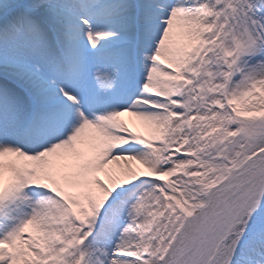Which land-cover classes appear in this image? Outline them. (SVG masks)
<instances>
[{
    "label": "snow or ice",
    "instance_id": "6c2138e0",
    "mask_svg": "<svg viewBox=\"0 0 264 264\" xmlns=\"http://www.w3.org/2000/svg\"><path fill=\"white\" fill-rule=\"evenodd\" d=\"M0 264H264V0H0Z\"/></svg>",
    "mask_w": 264,
    "mask_h": 264
}]
</instances>
